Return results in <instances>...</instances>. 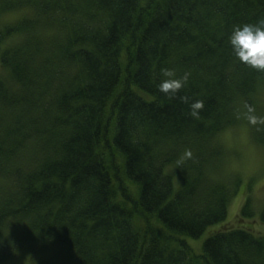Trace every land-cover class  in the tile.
<instances>
[{
  "label": "trees",
  "instance_id": "obj_1",
  "mask_svg": "<svg viewBox=\"0 0 264 264\" xmlns=\"http://www.w3.org/2000/svg\"><path fill=\"white\" fill-rule=\"evenodd\" d=\"M17 11L0 24V264H264L249 196V228L217 229L200 254L181 237L228 221L219 136L242 117L264 143L244 116L264 115V71L228 43L264 0H0V17ZM165 68L190 73L175 97Z\"/></svg>",
  "mask_w": 264,
  "mask_h": 264
},
{
  "label": "rangeland",
  "instance_id": "obj_2",
  "mask_svg": "<svg viewBox=\"0 0 264 264\" xmlns=\"http://www.w3.org/2000/svg\"><path fill=\"white\" fill-rule=\"evenodd\" d=\"M24 13L25 11H17L10 15H3L0 17V24L17 19ZM9 42L12 41L9 40ZM5 44L7 42L1 46ZM0 73H4L1 66ZM256 97L257 101L264 106V87L260 86L257 89ZM219 139L224 151V158L220 162L217 176L228 182L237 181V190L228 204L226 217L228 221H223V225H220L223 223L220 222L208 226L198 238L181 236L198 254L202 253L204 240L217 229H224L229 226L249 228L247 223L252 219L242 218L238 214L245 196L250 197L256 216L259 209L264 205V143L258 141L257 138H252L251 134L249 135L247 124L242 117L236 126L222 133ZM251 223L255 233L264 234L263 223H258L257 220H253Z\"/></svg>",
  "mask_w": 264,
  "mask_h": 264
},
{
  "label": "clouds",
  "instance_id": "obj_3",
  "mask_svg": "<svg viewBox=\"0 0 264 264\" xmlns=\"http://www.w3.org/2000/svg\"><path fill=\"white\" fill-rule=\"evenodd\" d=\"M228 43L233 55L239 62L258 71H264V20L234 26L229 34ZM162 75L164 79L157 85V88L171 98L175 97L185 87L190 73L185 72L183 76L176 78L173 70L165 68L162 69ZM180 99L189 104V115L193 118H199L204 102L195 100L189 103L187 96H181ZM244 116L250 125L264 126V115L255 114L253 108L248 107ZM192 156V151L185 149L176 161L177 165L182 164Z\"/></svg>",
  "mask_w": 264,
  "mask_h": 264
}]
</instances>
